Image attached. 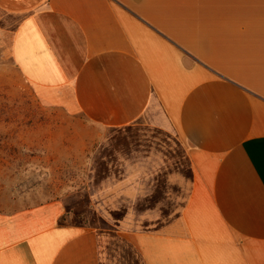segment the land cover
I'll return each instance as SVG.
<instances>
[{
    "label": "crops",
    "instance_id": "obj_1",
    "mask_svg": "<svg viewBox=\"0 0 264 264\" xmlns=\"http://www.w3.org/2000/svg\"><path fill=\"white\" fill-rule=\"evenodd\" d=\"M0 8L23 15L12 69L81 125L78 155L94 150L87 205L0 197V264H100L98 229L62 224L70 211L113 223L144 264H264V0ZM139 125L176 149L121 145L110 165L108 142ZM98 165L111 173L95 183Z\"/></svg>",
    "mask_w": 264,
    "mask_h": 264
},
{
    "label": "rangeland",
    "instance_id": "obj_2",
    "mask_svg": "<svg viewBox=\"0 0 264 264\" xmlns=\"http://www.w3.org/2000/svg\"><path fill=\"white\" fill-rule=\"evenodd\" d=\"M22 18V14L0 8V197L12 194L23 204L35 206L63 197L70 205L85 203L90 193L86 168L94 150L78 155L84 145L78 136L81 125L43 106L12 69L8 48ZM108 143L111 150L104 152L111 156V165L118 158L114 149L121 145L159 144L176 149L177 141L172 135H159L139 125ZM93 173L94 182L99 183L110 176L111 168L102 170L98 165ZM65 219L66 224L84 222L98 229L100 264H144L114 224L94 211H70Z\"/></svg>",
    "mask_w": 264,
    "mask_h": 264
},
{
    "label": "trees",
    "instance_id": "obj_3",
    "mask_svg": "<svg viewBox=\"0 0 264 264\" xmlns=\"http://www.w3.org/2000/svg\"><path fill=\"white\" fill-rule=\"evenodd\" d=\"M61 222H62V224H66V223H67L65 217L62 219ZM99 237H100V235H99ZM136 254H137L138 256H140L139 253L136 252ZM140 258H141V256H140ZM141 259H142V258H141Z\"/></svg>",
    "mask_w": 264,
    "mask_h": 264
}]
</instances>
